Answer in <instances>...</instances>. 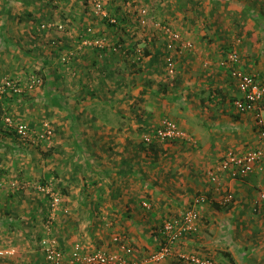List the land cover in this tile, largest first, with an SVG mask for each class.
<instances>
[{"label": "crops", "instance_id": "crops-1", "mask_svg": "<svg viewBox=\"0 0 264 264\" xmlns=\"http://www.w3.org/2000/svg\"><path fill=\"white\" fill-rule=\"evenodd\" d=\"M99 1L116 26L94 15V0H0V78L44 77L8 112L35 129L45 123L53 129L49 141L33 146L0 122V264H46L40 246L46 235L66 253L75 244L122 253L119 237L134 260H144L160 247L163 221L180 216L198 196L206 201L197 207V232L151 264H188L179 254L264 264V212L252 211L264 190V166L244 178L208 176L228 152L258 145L255 118L234 109L240 93L221 62L236 51L240 68L264 76V0ZM141 8L149 11L145 27L138 22ZM153 22L169 24L192 49ZM48 23L64 29L41 31ZM94 36L110 38L119 51L101 57L83 46V37ZM138 51L141 59L133 63ZM169 57L174 76L166 72ZM163 118L193 143L145 145L143 135ZM14 180H54L61 209L51 215L34 190L12 189ZM228 195L232 201L223 203Z\"/></svg>", "mask_w": 264, "mask_h": 264}, {"label": "built area", "instance_id": "built-area-1", "mask_svg": "<svg viewBox=\"0 0 264 264\" xmlns=\"http://www.w3.org/2000/svg\"><path fill=\"white\" fill-rule=\"evenodd\" d=\"M93 12L97 18L107 19L110 25L116 24L117 19L110 17L102 2L94 0ZM138 22L142 27L149 24V12L146 8L138 10ZM154 27L163 35L172 41L180 43L183 48L192 49V43L184 42L181 35L170 27L169 24L163 22H153ZM53 28L63 30L62 25L55 26L51 23L41 25V31H49ZM86 34H93V29L88 28ZM83 46L96 49L102 57L104 51L110 49L111 52L117 53L119 47L111 43V39L105 36H94L93 38H82ZM141 52H137V56L133 62L140 61ZM71 54L68 53L62 57V61L66 62ZM240 56L236 51L229 53L221 62V66L228 68L230 77L233 80L240 97L234 100V109L241 114L252 113L256 127L258 129L257 139L258 145L242 153L228 152L218 163L214 170L208 171V176L212 182H217L219 173L227 174L231 179L244 178L256 171L259 166H264V76L247 72L240 68ZM166 72L169 76L175 75V65L172 58L167 59ZM41 80L36 76L28 77L24 84H20V80L4 77L0 81V94L5 91L11 94H21L23 92H32L38 88ZM5 128L14 127L17 135L22 140H27L31 145H39L49 141L53 137V130L48 124H42L40 129H32L29 123L24 121H16L14 118L7 116L5 118ZM188 141L193 143L189 133L183 130L176 122L169 118H163L154 129L143 135L142 142L145 145H154L163 142ZM11 188L15 190L31 188L36 194L47 200L48 210L51 215L60 210L63 205V197L58 184L54 180L46 182H20L14 180ZM206 198L198 196L194 198L192 204L180 215L167 218L163 221L160 228V247L150 254L146 259L137 261L132 258V249L123 244V239L115 238L114 241L120 244L122 253H114L108 250L96 249L92 251L84 250L82 245L75 244L70 253H66L62 249L56 238L46 235L41 241L40 246L45 257L46 264H151L161 262L174 254L175 245L184 237L194 234L198 230V205L204 203ZM232 201V196L228 195L224 198L223 203ZM145 207L149 205L144 203ZM253 212H264V190L260 193L259 198L252 206ZM66 212V211H65ZM50 222L46 224V229L50 231ZM178 258L188 264H216L212 258L198 256L197 254L183 255L179 254Z\"/></svg>", "mask_w": 264, "mask_h": 264}, {"label": "trees", "instance_id": "trees-1", "mask_svg": "<svg viewBox=\"0 0 264 264\" xmlns=\"http://www.w3.org/2000/svg\"><path fill=\"white\" fill-rule=\"evenodd\" d=\"M147 9V8H146ZM149 12V11H148ZM116 24H117V21H116ZM116 24H113V26H116ZM187 50V49H186ZM106 51V50H105ZM135 53V52H134ZM133 54V53H132ZM63 55V54H62ZM62 60V59H61ZM63 62V61H62ZM137 62H139V61H137ZM63 63H66V62H63ZM133 63H136V62H133ZM30 76H36V77H38L40 80H41V82H40V84L38 85V88H40L41 86H43V84H44V77L42 76V74H39V73H30V74H27V75H25V77H19V76H9V75H4V76H2L1 78H0V81H1V79H3L4 77H8V78H10V79H15V80H20V84H24V82H26V80H27V78L29 77L30 78ZM38 88H36V89H38ZM36 89H34L33 91H35ZM32 91V92H33ZM32 92H23V93H21V94H11V92H9V91H5V92H3V94H0V122L4 125V127H5V118L7 117V116H9V117H12V118H14V116L13 115H11L9 112H8V110H9V108H8V106L10 107L11 105V103H13V102H15L16 101V99L17 98H21V97H24V96H26V95H28V94H30V93H32ZM14 120H16V121H20V120H17L16 118H14ZM25 122V121H24ZM28 123V122H27ZM32 129H35L34 127H32L31 125H29ZM7 131L8 132H10L11 133V135H13V136H15V138H16V140H18L20 143H26V145L27 144H29V145H31L30 144V142L29 141H27V140H22V139H20V137L17 135V130L14 128V127H12V128H10L9 130L7 129ZM45 202H47V200L45 199Z\"/></svg>", "mask_w": 264, "mask_h": 264}, {"label": "rangeland", "instance_id": "rangeland-1", "mask_svg": "<svg viewBox=\"0 0 264 264\" xmlns=\"http://www.w3.org/2000/svg\"><path fill=\"white\" fill-rule=\"evenodd\" d=\"M52 128V127H51ZM53 130V129H52ZM33 149V148H32ZM31 149V150H32ZM34 150V149H33ZM19 177V176H18ZM29 192V191H28ZM25 197L27 198V200H29V197H31V194H30V192L28 193V194H25ZM43 198V197H42Z\"/></svg>", "mask_w": 264, "mask_h": 264}]
</instances>
